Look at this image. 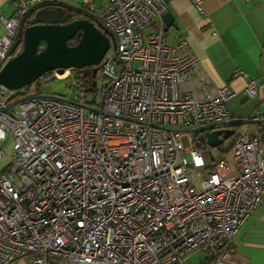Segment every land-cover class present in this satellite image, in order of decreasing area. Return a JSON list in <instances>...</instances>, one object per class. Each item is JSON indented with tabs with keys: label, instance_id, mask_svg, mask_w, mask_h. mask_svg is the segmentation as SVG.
Here are the masks:
<instances>
[{
	"label": "built area",
	"instance_id": "built-area-1",
	"mask_svg": "<svg viewBox=\"0 0 264 264\" xmlns=\"http://www.w3.org/2000/svg\"><path fill=\"white\" fill-rule=\"evenodd\" d=\"M167 1L108 0L100 10L118 67L112 81L109 56L97 65L110 80L102 98L87 101L75 80L74 101L0 85V160L12 149L0 169V264H188L194 251L206 264H232L231 238L264 197V131L238 132L230 161L205 162L202 134L191 129L229 120L233 91H181L196 58L185 40L165 41ZM189 1L204 13L202 0ZM12 6L0 16V67L20 50L29 7ZM153 18L159 26L147 32ZM234 74L253 96L254 80Z\"/></svg>",
	"mask_w": 264,
	"mask_h": 264
},
{
	"label": "crops",
	"instance_id": "crops-1",
	"mask_svg": "<svg viewBox=\"0 0 264 264\" xmlns=\"http://www.w3.org/2000/svg\"><path fill=\"white\" fill-rule=\"evenodd\" d=\"M25 1L29 7L36 3ZM59 1L84 7L99 18L108 2ZM202 9L204 13L199 14L189 0H168L165 5L173 19V25L163 31L165 41L172 45L185 40L196 58L181 91L204 94L225 86L233 91L226 102L232 118H250L257 110L264 120V0H202ZM12 13V0H0V16ZM158 26L159 19L153 18L147 32ZM3 32L0 23V35ZM237 69L254 80L253 96L242 91L246 78L235 75ZM227 251L232 264H264V197L232 236Z\"/></svg>",
	"mask_w": 264,
	"mask_h": 264
},
{
	"label": "water",
	"instance_id": "water-1",
	"mask_svg": "<svg viewBox=\"0 0 264 264\" xmlns=\"http://www.w3.org/2000/svg\"><path fill=\"white\" fill-rule=\"evenodd\" d=\"M160 18L164 25L163 31L173 25L169 12L164 11ZM74 37H77L76 43L72 46L68 45L67 41ZM114 45V38L106 35L102 25L93 19H70L69 12L61 7L39 10L32 16L29 25L21 30L20 51L0 67V85L9 90H16L32 83L47 71L61 73L65 69L84 67H89L93 76L99 62ZM108 63L115 75L112 78L114 81L118 74L114 55L109 56ZM102 77L109 78L105 73H102ZM103 94L104 90L100 98ZM261 121L231 117L225 122L208 124L191 130L199 131L207 146L217 147L232 134L230 127Z\"/></svg>",
	"mask_w": 264,
	"mask_h": 264
},
{
	"label": "rangeland",
	"instance_id": "rangeland-1",
	"mask_svg": "<svg viewBox=\"0 0 264 264\" xmlns=\"http://www.w3.org/2000/svg\"><path fill=\"white\" fill-rule=\"evenodd\" d=\"M21 47V43H20ZM113 52L112 46L106 52V56H110ZM85 72H72V75L68 79H55L50 74H42L37 79H35L32 83L21 87L19 89L14 90V93H18V97L22 96H32V95H52L59 96L63 99H67L70 101H74L76 99V89L72 82L75 80L76 76L84 75ZM75 76V77H74ZM94 82V87L85 90V98L87 101H90L93 97L99 96L102 92V87L107 86L110 83V80L106 77H102V71L98 67L94 75L92 77ZM91 86V84H89ZM82 88V87H81ZM26 94V95H25ZM179 130H183L185 128L176 127ZM237 132H241L244 130H250L252 133L257 134L264 131V122H261L260 125L258 123L246 124L242 126L236 127ZM192 134V133H191ZM6 143V140L0 142V148H2ZM181 143L183 147H187L188 143L185 137L181 138ZM232 145V138H228L220 143L217 147H209L204 146L201 151L205 162L209 161L208 156L217 157L219 155H224L228 161H230V149ZM11 144H7L4 148V155L0 160V169L6 167V156L11 153ZM208 158V159H207ZM206 258V254L200 251H194L187 256L188 264H203L204 259Z\"/></svg>",
	"mask_w": 264,
	"mask_h": 264
},
{
	"label": "trees",
	"instance_id": "trees-1",
	"mask_svg": "<svg viewBox=\"0 0 264 264\" xmlns=\"http://www.w3.org/2000/svg\"><path fill=\"white\" fill-rule=\"evenodd\" d=\"M53 7H61L64 11L69 12V18L70 19H74V18H89V19H93L96 22H98L99 24L102 25V29L103 32L106 35H109L110 37L113 38L112 33L110 31H108L105 26L103 25V22L101 20V18L97 17L96 15H94L93 13H91L88 9L84 8V7H72L70 6L68 3H65L63 1H59V0H43L40 1L38 3H34L33 5H31L30 7H28L27 11L25 12V14L21 17L20 19V30H19V34L15 40V43L21 38V29L27 25H29V21L32 18V16L39 10H43V9H47V8H53ZM77 37H74L70 40L67 41V44L72 46L76 43ZM114 50V47H112ZM52 71H47L44 74H48L50 76ZM72 72L78 73V72H85L84 75L81 76H76L75 79V87L77 89L79 88H83L84 90H87L89 88L94 87V82L92 79V72L90 70L89 67L83 69H71L70 70V75H68L66 78L64 79H68L71 75ZM51 77V76H50ZM75 77V76H74ZM89 84H91V86H89ZM106 86L102 87V91ZM19 95L18 93L16 94V96ZM26 95V94H25ZM232 117V115H231ZM264 122V121H261ZM258 123V125H260V123ZM238 133V132H237ZM236 133V134H237ZM206 260L203 262V264H206Z\"/></svg>",
	"mask_w": 264,
	"mask_h": 264
},
{
	"label": "flooded vegetation",
	"instance_id": "flooded-vegetation-1",
	"mask_svg": "<svg viewBox=\"0 0 264 264\" xmlns=\"http://www.w3.org/2000/svg\"><path fill=\"white\" fill-rule=\"evenodd\" d=\"M20 49H21V47H20ZM85 68H87V67H84L83 69H85ZM230 130L232 131V134L229 136V138H233L234 135L237 133V129H236V127H230Z\"/></svg>",
	"mask_w": 264,
	"mask_h": 264
}]
</instances>
